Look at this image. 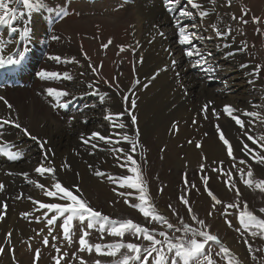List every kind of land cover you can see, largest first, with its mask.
<instances>
[{
	"label": "bare ground",
	"instance_id": "obj_1",
	"mask_svg": "<svg viewBox=\"0 0 264 264\" xmlns=\"http://www.w3.org/2000/svg\"><path fill=\"white\" fill-rule=\"evenodd\" d=\"M198 1L205 3V0H196ZM50 2L54 4L53 7H68L63 5V0H46V5L50 6ZM222 4L231 14H225L226 10L218 5L217 9L215 8V11L205 18L203 27L200 28L203 37H211L209 41L203 40L204 47H201L200 51L212 53L211 57H208V63L218 66L219 70L215 76L219 75L220 79L227 82L225 88L219 87V91L211 86L203 72L191 67L192 61L184 54L185 46L176 44L174 35L177 29L173 23V16L166 11L164 0H81L70 5L69 15L59 22L54 19L56 13H49L45 7L33 11L30 16L26 15L24 21L13 22V26L20 29L23 28L24 22L29 23L30 36L26 41H19L18 34L13 37L7 27H0V39L5 42L4 52H0V55L5 59L18 48L23 50L25 45L27 47L25 59L21 65L16 66L18 70L26 72L24 85L0 86V97H4L8 104L12 105L10 109L0 100V118L7 119L11 116L33 135L46 140L47 147L54 153L49 159L51 166L57 169L55 173L57 179L65 186L79 184L82 196L87 201L93 197L97 198L101 193L106 194L107 197L112 194L111 188L115 183L108 180V175L129 174L127 168H120L116 164L113 155L108 151L100 150L108 147L103 142H99L96 149H92L90 144L82 143L81 134L87 137L94 131L103 135L127 131L139 141L138 154L134 156L138 160L145 144L149 141V170L154 167V171L159 172L160 185L167 181L171 182V166L193 171L196 168L201 169L200 165L203 164L208 185L216 186L215 188L235 196V191L228 190L224 183L226 177L220 172L212 171L213 167H223L219 163L217 165L218 161H228L227 148L219 140L215 125L221 126L226 139L233 146V154L237 161L241 159L240 156L243 157L239 151L240 141L250 142L244 137L239 126L222 114L224 106L231 105L239 110L234 115L240 116L245 121V130L251 127L250 135L264 134V124L260 123V119L264 118V91H262L264 78L261 72L254 84L248 83L253 79L249 73L255 65H258V55L264 59V0H231L230 6L226 0ZM202 5L205 9L213 8L207 4ZM241 5H244L249 12L245 18L249 20L247 24L231 19L233 14L240 17ZM12 6L23 11L22 5ZM182 6L183 4L178 7ZM192 11L195 14V10ZM252 16L260 17L261 22L252 23ZM195 21L200 24L198 17ZM211 23H216L221 30H225V25H230L235 41L233 42L231 36L227 40L216 38L209 27ZM205 28L207 31L204 30ZM257 29H260L259 34ZM61 32H67L68 35L64 36ZM160 32L164 35H159ZM241 32L244 35H240ZM53 34L60 39L52 40ZM91 34L94 35L92 38L95 41L91 39ZM107 36L112 39V44L104 49L102 44L105 43L104 37L109 39ZM241 41L248 43L246 51L228 57L229 52L241 47ZM226 43L231 47L225 48ZM121 45L124 46L123 52L120 51ZM38 50L42 51V57L36 64L35 71L32 72L28 69L32 60L30 56L32 52ZM85 53L89 59L85 58ZM53 55L60 56L62 61L70 62L57 63L49 59ZM173 60L176 62L175 68L171 63ZM90 62L98 66L99 76L92 73L89 68ZM101 63L102 67H99ZM245 63H248L249 67L241 68ZM165 66L168 67L167 71L164 70ZM41 70L59 73L67 71L73 79L42 81L37 75ZM157 72L158 75L153 79ZM177 73H182L183 76L180 77ZM100 77L106 78L110 83L118 82L120 94H117L114 87L109 88L108 85L100 82L96 85L99 95L107 94L103 103L99 101L97 95H87L83 99L74 100L68 97L65 99L72 100L69 107L60 108L44 91L47 87H56L66 89L79 97L89 91L86 87L88 82ZM137 79L140 83L133 87ZM144 85L147 87L145 88ZM125 95L136 100V108L132 112L137 117V125L122 130L111 127L104 116L106 110L113 114L124 111L126 105L123 96ZM209 101L212 103L205 118V113L201 109ZM253 102L260 107L253 108ZM128 106L130 107V104ZM212 109L221 113L219 118L213 116ZM244 111H258L260 117L252 118L253 124L249 126L250 118L243 115ZM73 117L75 119H72ZM85 119L88 121L86 124L82 123ZM123 120L126 124H130L127 115ZM194 120L196 123H193ZM174 123L176 129H173ZM137 128L138 137H136ZM3 133L0 136V182L5 188L0 191V203L6 202L7 208L4 210V218L0 220V243L4 248L13 243L14 250H17L16 252L23 259V264H30L32 259L30 253L34 247L41 245L40 248L46 255L41 259L40 264H47L52 256L57 255V252L53 251L52 244L60 249L59 240L63 239V232L59 225L62 224L63 217L57 220L52 233L57 239L53 241L49 236V244L45 246L42 240L43 236L47 235L48 225L44 213L48 210L39 209L38 204H33L29 197L43 203L64 202L46 197L41 189L28 183L20 175V173H28V179L42 183L47 188H51L54 183L50 178L51 174L41 177L34 171L42 160L38 144L10 125L4 127ZM116 138L113 136V139ZM197 142L200 143V148L196 147ZM114 146L130 148V145L124 142ZM9 151L20 153L16 161L7 158L6 153ZM260 151L264 152V149ZM90 152L94 154L90 155ZM250 163L252 170L260 169L254 161ZM90 164L93 165V169L88 167ZM45 166H48L47 162ZM224 166L230 167L233 175L231 159ZM239 166L247 168L245 165ZM94 169L101 170L105 176L96 177ZM9 172L13 174L9 175ZM199 179L203 183L201 176ZM233 179L238 181L239 185L237 183L236 185L239 187L244 184L235 175ZM175 183L177 182L173 180L172 185ZM18 196L21 198L17 199ZM24 213L29 215L25 217L22 215ZM53 214L49 213V218ZM37 217H40V222H37ZM86 225L87 221L84 222V230L87 228ZM80 228V222L74 220L72 232L75 235L73 236L81 235ZM8 233L12 234L10 240L7 237ZM64 246L62 250H69L67 244Z\"/></svg>",
	"mask_w": 264,
	"mask_h": 264
},
{
	"label": "snow or ice",
	"instance_id": "obj_2",
	"mask_svg": "<svg viewBox=\"0 0 264 264\" xmlns=\"http://www.w3.org/2000/svg\"><path fill=\"white\" fill-rule=\"evenodd\" d=\"M166 11L173 16V23L177 29L178 43L181 46H185V56L192 61L191 67L198 69L203 72L208 78L209 82L213 79H218L215 76V73L219 70L218 66H213L208 63V57H211L212 53H202L197 44L194 43L195 40H203L205 38L211 39V37H200L196 35V31H189V25L183 24L184 20L193 21L191 24V28L193 30H199L203 27V22L205 18L209 17L211 12L215 11V7L211 9H205L203 5L196 0H183V6L181 5L182 0H164ZM210 4L213 6L216 5L217 0H208ZM228 5L230 6L231 0H227ZM19 4L22 5L23 11L18 10L17 7L12 5ZM65 6L58 7H50L46 5V0H0V27H7L11 36L15 37L17 34L19 36V41H26L30 36V25L28 22H24V26L22 29L13 26V22L20 20L24 21L26 15L30 16L33 11H39L47 7V11L49 13L55 12L56 16L54 19L62 20L69 15V8L71 4V0H65ZM189 6L192 10H195V14L193 11L189 10ZM243 15L239 18L236 15H232L231 19L234 21H238L242 24L249 23V20L245 19V16H248V10L242 9ZM77 14L78 13H73ZM197 17L200 19V24L195 23ZM251 22L254 24H259L261 22V18L258 16H252ZM209 27L215 33L216 38L227 40L230 36L235 41V36L232 35L233 29L230 25H225V30H221L220 27L216 23H211ZM207 31V28L204 29ZM257 33H260V29L256 30ZM159 35L163 36V32H160ZM240 35H244V33H240ZM52 40H59L60 37L53 34L51 37ZM4 41L0 39V52H4ZM112 44L111 38L102 44V48L107 49L109 45ZM254 46V45H253ZM120 51H124V46L121 45ZM225 48L231 47L230 44H224ZM248 48V44L246 41H241V47L231 51L227 54L228 57L234 56L237 53H243ZM27 52L26 45L23 47V50L17 49L13 54L8 55L7 58L3 55H0V69L10 68L19 66L22 64L25 59V55ZM85 58L87 54L85 53ZM227 58V57H226ZM49 59L57 62V63H69L68 60H63L58 55L50 56ZM74 60V58H73ZM142 62V61H141ZM78 63V61H77ZM172 67L175 68L176 62L173 60ZM99 67H102V63ZM249 64L245 63L241 65V68H248ZM261 65H255L252 68V71L249 73V76L253 79H250L248 83L250 85L254 84L255 79L258 78L259 73L261 71ZM89 68L92 73L96 76H99L98 66H95L89 63ZM165 71L168 70V67L165 66ZM39 79L42 81H57L61 79L72 80L73 77L67 72L59 73L57 71H46L41 70L37 73ZM83 75V74H82ZM158 75V72L154 74ZM178 75V73H177ZM113 81H115V77H113ZM103 82L108 85L109 88H115L117 94H120L121 89L118 82L110 83L106 78L100 77L99 79L90 81L86 84L88 92L82 93L79 97H77L74 93L69 92L66 89H60L56 87H47L44 91L48 97H51L56 106L60 108H68L72 100L80 98L83 99L84 96L87 95H97L98 99L101 103L104 102L106 98V93L104 95H99V89L96 87L97 84ZM139 80L137 79L133 84V87L139 85ZM225 84L227 82H224ZM146 88L147 85H144ZM255 90V89H254ZM264 91V90H262ZM71 97L72 100H67L65 98ZM0 100L4 101L8 108H12V105L8 104V102L4 99V97H0ZM123 100L125 102L124 111L119 113H111L107 112L104 116V119L109 122L110 126L113 128L119 129H127L128 127L137 125V117L133 114L132 110L136 108V100L131 99L129 96H123ZM212 102L209 101L205 104L201 111L205 113V118H207V112L209 110V105ZM130 104V107L128 106ZM253 108L260 107L259 104L253 102ZM239 111L238 109L233 108L231 105H225L223 108V113L227 117L231 118L232 121L235 122L236 125L239 126V129L243 132L244 137H246L247 141L250 143L244 142V140L240 141L239 151L245 157L244 159H239L237 161L236 156L233 154V146L230 144L229 140L226 139L225 133L222 131V128L219 124L215 125V130L218 134L219 140L223 143L227 148V156L232 161V167L236 169V171L240 174L239 179L247 185L249 188L255 186L259 188L261 192H264V180L253 181L251 179L253 172L250 161H254L258 165H264V152L260 151L264 149V134H260L259 136L250 135L249 132L252 130L251 127L248 130H245V121L240 118L238 115H234L235 112ZM213 116L219 118L221 113H217L215 109H212ZM127 115L130 119V124H126L123 120V117ZM243 115L249 117L248 125L251 126L253 124L252 118L260 117V113L258 111H244ZM72 119H75L73 117ZM88 121L85 119L82 123H87ZM193 123H196L194 120ZM260 123L264 124V118L260 119ZM6 125H10L16 129L20 130V133L23 136L29 137L31 140L35 141L40 150L42 160L39 166L35 168V173L39 174L41 177H44L45 174H51L50 178L54 182L51 185V188H47L44 184L39 183L35 180L28 179V173H20L28 183L34 184L36 188L41 189L46 197L55 198L57 201H63L64 203L59 202H48L43 203L36 200H33L32 197H29L32 200L33 204H38L39 209H47L48 211L44 213V217L46 219V223L48 225L47 235L43 236V244L47 246L49 244V236L52 237V240L55 241L57 239L56 236H53V230L57 225V220L60 217H63L62 224L59 227L62 229L63 238L68 242L71 246L72 237L75 233L72 232L73 221L78 220L80 222L81 235L79 236V251L84 252L87 251L91 253L93 249L97 255H106L110 257H116L118 253H120L121 249H126L127 252L122 255V258L115 261V264H216V261L212 256V248L209 246V242H213L216 245H219V252L216 253L217 256L223 254L224 258L228 260V264H233V259L230 255L229 249L225 247L217 235L211 234L208 229V225L206 224L204 219H200L193 212L189 199L187 198V194L180 196V201L186 207L188 215L191 217V220L195 222L198 227H192L190 224L185 223L183 218H180V224L182 228L176 227L172 223L168 222L166 216L159 214L156 208L151 203V197L148 193V183L146 178L144 177L142 170L140 168V164L137 159L134 158L135 155L138 154L139 141L137 138L130 136L127 131L123 133L112 132L108 135H103L98 131L92 132L89 136L85 137L84 134H81V141L83 144H90L92 149H96L98 147L99 142H103V144L107 145V149L101 148V151H108L115 158L116 164L120 168H127L128 172L132 175H121V176H111L108 175V180L112 183L118 184L120 188H129L136 190L139 195L136 199L139 203L132 204L131 206L138 209L139 212L143 215L145 219L151 218L149 223L152 221H156L161 225H166L167 229L175 228L176 232H182V235L176 236L175 234L169 235L167 231H159L157 232L155 229L149 230L146 227H143L139 223L133 222L131 219L127 220H114L111 219L107 215H103L101 212L94 210L89 206V203L82 196V190L79 184H73L69 186L63 185L56 176L57 169L51 166V160L49 157L54 155L52 150L47 147V141L41 140L39 137L33 135L26 127H23L16 120L12 119L11 116L9 118L4 119L0 118V136H2L3 129ZM173 129H176V124H173ZM207 135V133H205ZM113 136L117 137L113 139ZM139 136L138 128L136 130V137ZM93 141H96L95 143ZM121 142H124L130 145V148L124 147H115L114 145H119ZM192 143V141H189ZM196 147L200 148V143H196ZM90 155L94 154L92 152ZM6 156L11 161H16L20 156L19 152L9 151L6 153ZM122 161V162H121ZM45 162H47L48 166H45ZM215 163V162H214ZM223 163V162H221ZM245 165L248 168L247 177L245 179L244 168L238 167L237 165ZM66 167H70V165H66ZM90 169H93V165H88ZM201 171L204 170V165H200ZM213 172H220L222 175L226 177L224 183L228 190H234L237 200L240 198V190L236 187V181L233 179L232 173L225 172L223 169H218L216 167L212 168ZM9 175L13 173L9 172ZM78 175V174H77ZM94 175L96 177H103L105 173L99 169H94ZM203 180L205 191L208 196L211 197L213 201L212 208L215 209L217 205H221L222 202L214 195L207 187L208 185V177L206 175L201 176ZM185 185L189 182L187 179L184 181ZM192 187H195L193 184ZM5 185L0 182V191H3ZM116 191V189H113ZM162 191V189H161ZM118 195L125 196L124 192H119ZM131 195V193H128ZM20 199L21 197H16ZM125 203H128V200L125 199ZM171 208V205H168ZM7 208V203H0V220L4 218V210ZM236 208L238 211V219L240 227H237L235 230L241 233V236H244L245 233L253 239L259 237L264 240V218H261L254 214L249 210L247 202H244L243 209L240 210V206L238 203L236 204H227L223 206V215L228 216L230 213L228 209ZM173 215H176V210L172 209ZM259 212L264 213V208H260ZM49 213H54L49 218ZM212 213L210 212L209 215ZM25 217L29 215V213L22 214ZM37 222H40V217L36 218ZM87 221V229L91 230L97 228V230L101 234V238L105 232L112 237L123 238L126 233H130L137 240L140 237H143L144 241L149 242L147 246L142 245L141 243H124L121 239L120 242L108 243V244H100L97 243L92 245L88 242L86 237L89 236V231L84 230V222ZM225 223L228 227H233L230 220L226 219ZM43 231V229H41ZM11 233L7 234L8 239H11ZM161 237L162 239H158ZM199 238V239H198ZM244 243L248 245V252L250 254L254 253V251H261L262 249H253L252 245L249 243L248 239H244ZM206 246L207 250H206ZM52 247L56 249V252L59 253L60 249L56 247L53 243ZM106 249V251H105ZM13 251V259H14V250ZM5 248L0 247V253H4ZM35 254L38 257L40 255V249L35 250ZM64 256H67L68 253H64ZM75 258L76 253L72 254ZM253 260H257V257L253 254L251 256ZM55 259V258H54ZM63 259V256L60 257ZM56 264H59V260L56 261ZM80 264H86V262L81 258ZM95 264H100L99 260L95 261ZM239 264V262H237Z\"/></svg>",
	"mask_w": 264,
	"mask_h": 264
},
{
	"label": "rangeland",
	"instance_id": "obj_3",
	"mask_svg": "<svg viewBox=\"0 0 264 264\" xmlns=\"http://www.w3.org/2000/svg\"><path fill=\"white\" fill-rule=\"evenodd\" d=\"M224 1L226 0H217L215 6L210 4L208 0H205V3L201 1L198 2L201 4L210 5L212 7H215L216 9L218 5H220L222 8L226 10L225 14H231L223 6L222 2ZM79 2H81V0H71L70 5ZM50 4H51L50 7H53L54 4L52 2H50ZM64 4H65V0H63V5ZM181 4H183V2ZM241 9H245V6L241 5ZM189 10L192 11L190 8ZM242 15L243 12L240 13V16ZM56 20L57 22L60 21L59 19ZM192 23L193 21L190 20L185 22L183 21V24L189 25L188 28L189 31H196L197 36L203 37L201 35L202 33L201 29L193 30L191 28ZM195 23L198 24L197 21H195ZM61 33L64 36L68 35L67 32H61ZM92 37H94V35L91 34V39H93ZM174 38L176 44H179L177 30L174 35ZM105 39L106 37H104V42L106 43L109 39L108 40L106 39V41ZM203 40L209 41V39L207 38ZM203 40H198L200 43L197 40H195L194 43L197 44L199 48H201L204 47ZM30 57H32L31 58L32 60L29 62L30 66H28V69L34 72L36 69V64L41 60L42 51L38 50L36 52H32ZM258 57H259L258 64L262 66L260 72L264 78V66H263L264 59L260 55H258ZM187 61L191 62L190 60ZM178 76L181 77L183 76V74L178 73ZM218 78H219L218 80L213 79L210 82L211 86L215 88L217 91H219V87L225 88V85L227 84L224 83L226 82L224 79H220L221 77L219 75ZM26 82L28 81L26 80ZM148 142L149 141H147V144H145V147L142 150L141 157L139 158V160L137 159V161L140 164L142 173L147 180L148 193L149 196L151 197V203L156 208L157 212L163 216H166L168 222L172 223L176 227L182 228V225L180 224L181 217L183 218L185 223L190 224L192 227H198V225H196L195 222L191 220V217L187 213L186 207L180 201V196L186 193L193 212L197 215L198 218L205 220L211 234L217 235L221 243L229 249L230 255L233 259V264H237V262H239V264H264V240L260 239L259 237L253 239L252 237L248 236L247 233H245L244 236H241V233L235 230L237 227H240L239 219H238V211L236 208L228 209V212L230 213V215L228 216L222 214L224 205L238 203L240 206V210H242L244 202H247L250 211H252L257 216L264 218V213L259 212L260 208H264V192H261L259 188L255 186V183L253 184L252 188H249L245 184H242L239 187L238 181L235 180L236 183L238 184L236 185V187L239 188L241 193L239 200H237L236 195L232 196L226 193L225 191H223L222 189L220 190L215 188L216 186L207 185L208 189L214 195H216L217 198L222 202L221 205H217V207L213 209L212 208L213 201L205 191L204 183H202L199 179L200 176H204V171H201V169L199 168L193 169V171H189L186 169L185 170L180 169L178 167L176 168V166H171L170 167L171 169L170 176L172 178L171 182L167 181V183L164 182V184L160 185L161 180H160L159 172L154 171V167L152 170H149L150 158L148 153L150 149ZM239 158L244 159V156L243 157L240 156ZM227 159H228L227 162L226 160L225 161L221 160L217 162V165L219 163L220 165L223 166L222 168H218V169H223L225 172L230 171V167L224 166L225 164L229 163L230 158L227 157ZM237 166L241 167L239 166V164ZM259 167L260 169L257 168L255 170L254 169L252 170L253 175L251 179L254 182L264 180V171H263L264 165H259ZM241 168H244L245 179H248L247 177L248 168L246 167H241ZM232 172H233V176L235 175V177L239 179L240 174L236 171L235 168L234 171ZM121 175H125V174H120L119 176ZM128 175H132V174L129 173ZM185 179H187V181L189 182L187 185H185L184 183ZM173 180L177 182L174 185H172ZM193 184L195 185V187H192ZM113 188L116 189V191H113ZM113 188H111L112 194H110L109 197H107L106 194L101 193L100 196H98L97 198L93 197L88 199L89 206L92 207L94 210H97L101 212L103 215H107L114 220L131 219L133 222L141 224L143 227L148 228L150 231L155 229L157 232L167 231L170 236L173 234H175L176 236L182 235V232H176L175 228L169 230L167 229L166 225H161L156 221H152L151 223H149V220L151 219L150 217L148 219H145L138 209L132 207L131 206L132 204L139 203V201L136 199L139 193L136 190L129 188H120L118 184H114ZM119 192H124L125 196L118 195ZM128 193H131V195H128ZM125 199L128 200V203L124 202ZM168 205H171L172 207L169 208ZM172 209L176 210L177 213L176 215H173ZM210 212L212 213L211 215H209ZM226 219L231 221L233 227L231 228L228 227V225L225 223ZM97 228L91 230L86 228L85 230V231H89V236L86 237V239L92 245H95L97 243L108 244V243L120 242L121 239L123 240L124 243H141L144 246H147L149 243L147 241H144L143 237H140V239L137 240L130 233H126L123 238H119V237H112L108 235L107 232H105L103 238H101V234L97 230ZM79 236L80 235L72 237L73 242L71 246L68 244L66 240H64V238L59 240V242H61L60 252L57 253V255L52 256L51 261L47 264H56L57 260H59V264H80L81 258L86 262V264H95L96 260H99L100 264H115V261L121 259L122 255L127 252L126 249H121L120 253H118L116 257L97 255L94 249L91 253L87 251L80 252ZM157 238L162 239L161 237L158 236ZM245 238L248 239L249 243L252 245L254 250L258 248L262 250L254 251V253L250 254L248 252V245L244 243ZM64 244H67L69 250H62V248L65 247ZM40 246L34 247L33 248L34 251L32 250V253H30L32 256L30 264H40L41 259L46 255V253L42 252ZM209 246H211L212 248V256L213 259L216 261V264H228V260L224 258L223 254L219 256L216 255V253L219 252V245H216L213 242H209ZM0 247H2L1 243H0ZM5 247H6L5 252L0 253V261H1L0 264H23V259L18 254V252H16L17 250H14L15 246L13 243L11 244V246L6 245ZM207 247L208 246H206V250ZM36 249H40V255L38 257L35 254ZM11 250H14V259H13V251ZM53 251L56 252V249L54 248ZM64 253H68V255L64 256L63 255ZM73 253H76L75 258L72 255ZM253 254L257 257V260H253L251 258ZM61 256H63V259H60Z\"/></svg>",
	"mask_w": 264,
	"mask_h": 264
}]
</instances>
